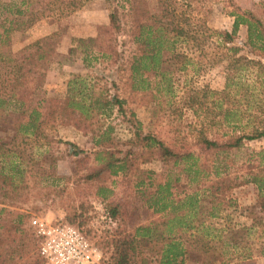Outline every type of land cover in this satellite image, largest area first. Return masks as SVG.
<instances>
[{"label": "trees", "instance_id": "obj_1", "mask_svg": "<svg viewBox=\"0 0 264 264\" xmlns=\"http://www.w3.org/2000/svg\"><path fill=\"white\" fill-rule=\"evenodd\" d=\"M86 1L20 0L18 5L4 4L12 17L0 21V264L41 263L35 238L26 234L22 226L24 215L9 210L13 205L3 200H12L23 187L33 164V148L46 137V128L56 126L90 135L91 150L86 158L92 164L80 177L84 183L96 185L95 196L102 200L105 216L113 223L95 242L108 254L104 264H151L149 259L160 249L152 230L163 225L164 241L182 239L183 253L197 251L202 255V264H214V259L218 264H253L248 238L255 236L260 243L257 253L264 255V149L253 150L244 165V182L253 185L255 198L244 207L248 222L240 224L237 236L230 226L236 204L226 193L240 185L243 178L239 181L237 176L214 167L212 177L204 182L197 161L203 157L212 162L220 154L240 148L244 142L264 139V20L252 10L233 6L227 30L207 23L215 0H155L152 7L145 0H124L128 25L123 28L118 8L124 6L119 0H104L112 4L107 24L96 25L92 37L74 39L75 46L69 51L79 49L84 66H91V61L98 59L117 64L121 59L117 36L125 31L133 50L124 63L115 67L126 73L125 81L130 90L139 94L143 104L153 103L156 107L166 104L171 113L177 109L171 105L176 95V72L196 73L200 66L224 62L220 88L189 90L182 106L195 120L177 145L171 147L142 129L134 112L123 107L125 97L109 93L108 84L117 90L116 82L108 83L102 75L73 74L66 80L62 97L44 93V71L56 54L57 29L12 49L14 31L43 19L65 18ZM259 8L264 16V0L259 2ZM239 26L245 27V46L253 53L252 57L241 53L242 47L235 43ZM112 109L128 129L124 140L113 134L114 126L106 119ZM181 109L178 115L182 114ZM120 144L124 148H119ZM154 162L178 168L188 182L200 183L199 191L204 194L195 190L180 196L176 191L181 185L178 174L170 178L168 173L145 198L154 205V212L164 213V218H155L147 226L127 227L124 194L115 197L105 182L119 176L125 182L132 181L136 191L143 193L139 167ZM201 201L209 204V208L215 206L216 211L229 209L222 217L224 226L219 230L222 234L203 226ZM66 220L74 221L72 217ZM195 220L200 228L194 231ZM239 238L240 241L244 238L245 243L241 244ZM170 253L174 257L178 250L174 246L163 249L161 259H166L157 264L170 263Z\"/></svg>", "mask_w": 264, "mask_h": 264}, {"label": "rangeland", "instance_id": "obj_2", "mask_svg": "<svg viewBox=\"0 0 264 264\" xmlns=\"http://www.w3.org/2000/svg\"><path fill=\"white\" fill-rule=\"evenodd\" d=\"M19 1L0 0V21L12 17L7 9H4V4L18 5ZM145 1L151 7L155 4V0ZM260 1L215 0L207 23L213 28L229 30L232 20L229 12L233 6L252 10L264 20L259 8ZM119 2L124 6L118 8L121 26L126 28L128 25L127 4L124 0H119ZM111 6L110 2L104 0H88L65 18L56 21L43 19L24 30L14 31L11 34L12 49L17 50L41 35L57 29L56 54L44 71V93L51 97H62L66 87V80L73 74L102 75L108 83L110 81L116 82L117 90L108 84L109 93L117 92L125 97L126 101L123 107L134 112L144 131L152 133L166 145L175 147L181 135L189 129V124H193L195 120L191 112L184 110L185 107L182 106V103L186 101V95L190 92L189 90L195 87L220 88L224 77V62L221 61L211 66H200L196 73L192 71H187L184 75L180 72L175 73L174 87L176 95L175 99H171V102H173L171 105L177 106L176 113L167 111L166 104H162V107H156L153 103L143 104L139 99V94L130 90L125 81L126 73L123 71L121 73L115 67L120 62L124 63L133 50V43L125 31L117 36L118 44L116 47L121 54V59H119L117 64L98 59L92 60L91 66H84L81 61L83 54L80 50L73 49L69 51L70 48L75 46L74 39L92 37L95 35L96 25L107 24ZM119 42H121V45ZM235 43L242 47L241 53L249 57L253 56L251 50L245 46L244 26H239ZM179 109L182 110L181 115H178ZM115 114V110L112 109V113L106 119L114 126L113 134L117 138L124 140L128 136V129L119 122ZM45 133L46 137L40 140L39 146L33 148V164L29 166V172H27L28 180L23 183V187L12 200H3V202L13 205L8 207L9 210L24 215L22 226L26 230V234L31 233L30 228L27 226L28 219L37 216L47 222L57 221L77 225L85 231L91 240L96 242L102 232L111 228L113 223H110L106 218L102 207L103 203L99 202V199L95 196L96 185L84 183L80 177L84 169L92 164L91 160L86 158V154L91 150L90 135H83L70 127L58 126L46 128ZM119 148H124V145L120 144ZM259 149H264V139L244 142L240 148L231 149L227 153L220 154L219 158L213 159L212 162L209 158L203 157H199L197 161L199 169L202 171L199 176L204 182L212 177L214 167L229 176H237L239 181L243 178L240 185L226 193V196L233 199L236 204L233 212L234 216L230 222V226H233V235L235 236L240 233L237 230L240 224L248 222L244 217L246 214L244 207L251 205L255 198L253 185L244 182L246 178V176H243L244 165L249 162V154L253 150L257 151ZM139 168L143 175L144 184L140 186L143 193L136 191L132 181H129L130 183L125 182L119 176L105 182V185L110 186L114 190L115 197L124 194L127 227L133 226L142 219H148V208L145 207L146 203L144 200L150 196L151 192H154L158 183L164 181L168 173L170 178L178 174L179 184L181 185L176 188V191L180 196L184 193H193L195 190H198L196 191L198 194H204L199 191L200 183L188 182L184 172L179 171L176 167L154 162L142 164ZM200 204L202 206L199 209L200 218L203 226L214 228L216 230L215 234H222L223 232L219 231L224 226V218L222 217L229 209H226L227 211H216L214 210L215 206L209 208V204H206L205 201H201ZM66 217H72L74 221L68 222ZM192 224L194 226L192 230L200 228L199 221H192ZM238 241L241 244L245 243L244 238L241 241L239 238ZM248 242L253 250V264H264V255L257 253L260 245L259 241L255 236H252L248 238ZM101 250L108 255L104 249ZM143 251L146 253L145 250ZM149 260L151 264H154L152 259ZM201 260L202 255L197 253V251L185 252L184 264H202ZM213 263L218 264V260L214 259Z\"/></svg>", "mask_w": 264, "mask_h": 264}, {"label": "built area", "instance_id": "obj_3", "mask_svg": "<svg viewBox=\"0 0 264 264\" xmlns=\"http://www.w3.org/2000/svg\"><path fill=\"white\" fill-rule=\"evenodd\" d=\"M27 226L37 242L40 264H104L106 260L107 255L77 225L33 216Z\"/></svg>", "mask_w": 264, "mask_h": 264}, {"label": "crops", "instance_id": "obj_4", "mask_svg": "<svg viewBox=\"0 0 264 264\" xmlns=\"http://www.w3.org/2000/svg\"><path fill=\"white\" fill-rule=\"evenodd\" d=\"M156 195H158V194H156ZM99 202H102V200L99 199ZM145 203H146L145 207L148 208V210H147L148 215H149L148 219L147 218L142 219V220L138 221L136 224H134L133 226H137V225H146L147 226V225H150L151 221L155 218H160V217L164 218L163 212L156 213L153 211L154 205L148 204L147 201H145ZM152 231L154 232L153 237L158 241V245L160 246V249L158 248V253H156L155 257L152 259V262H154V264H157L162 259H166V257L161 259V252L163 251V249L165 250L168 247L174 246L178 250V253L174 257H171V253H170V255L168 256V259H170L171 261H170V263H166V264H184L185 254L183 253V240L174 238V239H171L169 241H164V238H162V236H165V234H166V229H165L164 225L159 226L158 228H154V230H152ZM162 264H165V263H162Z\"/></svg>", "mask_w": 264, "mask_h": 264}]
</instances>
